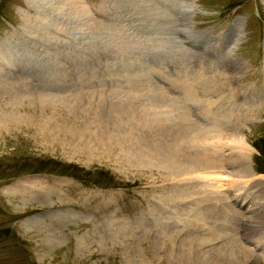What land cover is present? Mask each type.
I'll list each match as a JSON object with an SVG mask.
<instances>
[{"label":"rangeland","instance_id":"1","mask_svg":"<svg viewBox=\"0 0 264 264\" xmlns=\"http://www.w3.org/2000/svg\"><path fill=\"white\" fill-rule=\"evenodd\" d=\"M134 1L83 0L86 4L84 6L82 0H0V113L16 112L24 117L31 114L42 118L44 116V119L51 122L48 128L52 127L47 131L51 132L49 136L52 134L57 139L53 143L47 137L44 143L41 140L42 134L25 121L16 126L12 121L6 128H0V264H239L245 258L237 255L238 249L232 237V232H236L235 223L239 220V213L236 211L231 214L230 222L228 219L218 218V215L215 217V212L210 213L215 221L210 220L205 229L220 226L218 235H225L228 241L224 245H220L219 240H207V244L205 241L202 244L206 246L203 249L207 252L204 256L199 255L194 262L188 248L192 239V225L168 223L169 218L160 219V216L166 214H159L160 210L156 209L159 206V197H165L173 189V185L187 179L195 180L196 184L192 187L193 191L183 199L189 201L191 196L192 202L200 201L207 206L208 201L216 203L217 192L221 194L219 180L225 174L220 171L221 164L218 159L215 158L219 171L211 172L207 165L204 166V162L196 169L193 165H188L189 158L182 156V165L187 170L181 169L176 176H172L169 172L171 169L168 171L163 166L157 168L159 161L150 163L149 168L147 165L137 168L139 165L136 160H120L115 155L110 156L99 151L85 152L74 146L77 140L71 139V135L84 142L81 136L84 114H81V110L92 112V118L88 120L90 124L97 119L99 107L108 108L110 103L125 101V95L130 97L146 86L145 84L131 91L127 89L126 78L133 85L142 83L139 75H146V78L149 76L148 80L152 75V79L156 78L162 84L164 82L160 86L169 87V79L174 78V75L183 76L178 72L174 74L172 71L175 69L183 68L185 74L190 70V77L185 78L192 83L194 73L209 76L210 68H219L215 60L203 57L199 58L201 69L194 72L192 64L183 66L180 62L176 63L175 58L179 60V57H175L173 52L181 47L175 48L168 43L178 32V29H171L172 25L178 27L180 21L183 23L182 28L186 34L178 38V42L188 41L184 39L186 35L189 40L200 41L210 48L217 43L224 31L225 35L215 52L219 56L217 60L222 59L230 64L233 60L232 73L239 72V87L246 91L248 88L253 90L245 95L242 92L241 102H235L230 97V103L239 108L235 112L225 99L230 85L221 80L225 85L214 99V110L210 113L214 118L209 115L206 118L198 116L204 117V121L195 125L187 118L174 117L162 124H177L182 129L181 132H187L194 138V144L200 145L204 150L209 149L215 156L218 154L217 157L221 156L219 151L227 143L226 155L232 167L228 186L234 185L235 187H229L240 196L243 191L242 194L251 196L252 192L244 190L245 184L254 193L255 185L250 184L256 182L264 186V99L260 100L257 108L261 111L259 113L242 104L253 105L249 98L259 97V93L262 94L259 98H264V0H187L192 5L189 16L184 12L182 19L179 20L180 15L179 18L176 16V22L170 24L169 20L175 18L178 3L183 0H156L160 6L156 11L145 8L142 4L134 9L131 5ZM47 2L51 3L50 6L46 5ZM137 2L143 3L142 0ZM86 8L90 16L87 15ZM47 10L51 15L53 13L57 16V21L60 22L58 32L63 37L58 43L52 42L50 49L44 46L38 48L29 43L31 40L27 41L36 31H41L37 22L46 19ZM117 16L133 17L131 20L135 24L131 25L127 19L122 22ZM237 19H241L238 21L239 25L237 24L238 30L236 27L231 30V25ZM75 23L80 27L73 28L70 35L63 31L72 28ZM94 36L100 38L93 42ZM234 36L239 42L237 45L234 43V50L225 57L224 54L228 55L225 51L232 47ZM80 37L84 38L79 39ZM6 41L12 46L22 48L23 52L16 49L13 57L11 54L7 55L9 52L2 45ZM54 44L59 45V48H55ZM90 52H97L98 57H90ZM13 59H18L15 64L19 67L18 70L13 65ZM88 60H93V63L86 65ZM158 60L161 62H154ZM33 62L37 63L36 71ZM25 65L31 68L26 69ZM157 71L161 75L156 76ZM179 86L181 93L185 85ZM149 89L156 94V88L152 84ZM96 90L105 91V95L98 96L93 92ZM77 92L79 93L76 94ZM165 92L168 98L179 97ZM40 93L45 98H61L63 101L58 103V107L41 105L38 110L29 103L28 98L29 94L36 96ZM183 93L187 94L185 91ZM207 93L203 96L211 97L214 94L209 87ZM95 95L98 98L92 105L90 103L93 100L80 102L78 99L77 104L72 100L73 97L92 98ZM220 95L223 97H219ZM154 96L150 97L155 99L152 103L157 102ZM144 98L148 99L146 95ZM192 98L194 97L191 96V101L187 99L192 104V110L205 105L204 102L200 104L199 100L192 101ZM136 100L146 112L156 109L166 111L158 102V106L148 108L143 106L142 100ZM253 100H257L254 105L258 104L257 98ZM203 105L202 109L206 108L207 112L212 107ZM224 109L227 114L222 113L223 117L217 114ZM192 110L190 109V113ZM210 119L216 121L212 123L215 128L206 127L211 124ZM142 120L146 122L147 118ZM230 123L234 133L232 137L229 136L231 128H225ZM120 130L124 133L126 127L121 126ZM202 133L203 135H199ZM202 137H210L212 147H207L202 142L203 139L200 141ZM171 140L172 137L167 138L168 142ZM85 143H89V139ZM244 146L248 152L244 158H238L239 149ZM142 148L145 149L143 145ZM197 157L194 159H198ZM197 163L198 161L194 163L195 167ZM251 166L256 170L257 179L246 176L249 172L254 175ZM255 194L252 199L256 200L252 202L248 209L250 211L241 222L247 234H252V229L257 227L254 229L255 237L253 235L250 239L255 244H260L258 235L261 232V239H264V219H260L264 218V196ZM198 215L200 218L201 214ZM222 225L225 227L221 229ZM183 231L189 236L181 244L184 236L181 237L180 234ZM219 246H223L224 250H220ZM215 249L217 250L213 252ZM240 249L246 255L250 254L246 248ZM246 258L240 264H247ZM233 259L235 262H232ZM252 264H264V258L257 259Z\"/></svg>","mask_w":264,"mask_h":264},{"label":"bare ground","instance_id":"2","mask_svg":"<svg viewBox=\"0 0 264 264\" xmlns=\"http://www.w3.org/2000/svg\"><path fill=\"white\" fill-rule=\"evenodd\" d=\"M39 1L40 0H38V2ZM142 1H143V3H141V2L138 3L137 0H135L133 3H131V5L135 9V8H137L138 5L142 4V6H144L145 8H148V9H150L152 11H156L160 7L159 3L156 0H146L145 2H144V0H142ZM82 2H83V0H82ZM50 4H51L50 2H47L46 5L50 6ZM84 6H86L85 3H84ZM184 8H185L184 12L186 13L187 16H189L188 12H189L190 9H192V5L189 4L187 2V0L180 1L178 3L177 9L175 10V14H176L175 18L173 20L172 19L169 20V24L171 22L172 23L176 22V18H177L176 16H178V18H179V15H180L181 17L179 18V20L182 19V16H184V12H182V10ZM86 10H87V8H86ZM87 12H88V10L86 11V13ZM49 15L51 16L50 18H49ZM87 15H89V14L87 13ZM117 17L120 18L122 22H124V19H127V20H130V24L131 25L135 24V22H133L131 20V19H134L133 17H130V18H126V17L123 18L121 16H117ZM240 20L241 19L235 20L234 24L231 25L230 29L233 30L236 27L237 30H238V25H239L238 21H240ZM37 24H39L41 26V31H36L34 35H32V36L27 38L28 42H29V40H31V42H29L30 44L33 43V45L37 46L38 48H41L42 46H44L46 49H50V45L52 44V42L58 43V41L60 39H63L62 34L58 32V26H59L60 22L57 21V16H55L53 13L51 15L50 11L47 10L46 19L43 22H37ZM32 25L33 24H31V26ZM79 27H80V25L75 23V24H73L72 28H66L63 31L66 34L70 35L74 31V29H78ZM171 29H173L174 31H177L178 27H174L172 25ZM190 31H192V30H190ZM105 34H103V35H105ZM224 35L225 34L220 35L219 39L217 40V43H214V46L211 47V49H213L214 52L218 51V43L220 42L221 38L224 37ZM96 36L93 37L94 38L93 42H94V40H97V38H100V37H96ZM100 36H101V34H100ZM58 37H60V38L58 39ZM182 37H184V34H183ZM182 37H180V38H182ZM235 37L236 36H234V41L231 42L232 47L228 48V50L225 51V53L228 52V55L224 54L225 57H228L229 53L234 50V47H233L234 43L236 44V43L239 42L237 39H235ZM81 38H84V37H80L79 39H81ZM178 38H179V36H178V34L176 32V36L174 34V36L172 37L171 41L168 42V43L172 44L175 48H180L181 47V49H182L183 45L180 42H178ZM189 38H190V36H189ZM184 39L189 41V39H188V37L186 35H185ZM79 43H81V41ZM2 45L5 46L7 52H9V53H7V55L11 54L12 57H13L14 52L16 51V49H19V47L15 46V45L12 46L9 43H7V41L3 42ZM54 45H55V48H59V45H57V44H54ZM180 50H175L173 52L174 53L173 55L174 56L175 55L179 56V51ZM18 51L23 52V49L21 48ZM89 55H90V57H96V56L98 57V53L97 52H95V53L94 52H90ZM87 58H88V56H87ZM175 59L177 60L176 63L180 62L181 64H183V66L184 65H188V64H192V68H193L192 72L198 71V70L201 69L200 66H199V62H200L199 60L200 59H198V60H195V59L191 60L190 59L188 62H182V61L178 60L177 58H175ZM232 61L233 60H231V65L234 63V61L233 62ZM84 62H85V60H84ZM154 62L155 63H159L161 61L158 60V61H154ZM203 62L204 63H209L207 61H203ZM16 63H18V59H13V65H15ZM92 63H93V60H88V62L85 63V64L87 65V64H92ZM167 63H168V60H167ZM33 64H34V70L36 71V69H38V67L36 68V66H35V65H37V63L33 62ZM27 65H29V64H27ZM27 65H25L24 67H26V69H30L31 66H32V61H31V66L30 67L27 66ZM173 65H176V64H173ZM15 67H17V70H18L19 67L17 65H15ZM148 68L151 69V67H148ZM168 69L171 70V68H168ZM220 69H221V67H219L216 70H213V69L210 68L209 76L202 75L199 72H198V74H200V75L198 76V74H196L197 73L196 72V73H194L192 75V83H189L190 81L187 78H185V77L186 76L190 77V73H191L190 70H189L188 73L186 72V74H185L183 68H178V69H175V70L178 72V74H182L183 76L174 75L175 76L174 77V76H172L173 75L172 74L171 76L174 77V78L169 79V80H171V84L170 85H176V86L177 85H181V86L185 85V88L183 89L182 92L185 91L188 95L193 96L194 98H192L193 99L192 101L199 100L200 104H202L201 102H204V104L207 107L208 104L205 102V101H207L206 98L201 99V98H196V97L197 96L204 97L206 94H208L207 93V87H208L207 85L211 81V80H209L211 77H213L216 80H218V72H220V75L221 74L225 75L223 73V71L220 70ZM222 69H223V67H222ZM39 72H41V71H39ZM39 72H37V73H39ZM146 72H147V70H146ZM157 74L161 75V73L159 71L156 72V76H157ZM195 75H197L196 78H194ZM138 77L140 78L142 83H138V82L136 83L135 82L136 84H133V85L129 84L128 83V78H126V83L128 84L127 85L128 86L127 89H130L131 91H135V90H137V89H135L136 87H141V86H143L145 84H146V86H144L143 88H140L142 90L139 89L138 91H135L136 93H134V95H132L130 97L129 96L125 97L126 95L124 94L125 95L124 96L125 101H118L116 103H110V107H108V108L106 106L99 107L100 110L98 111L97 119L94 122H92L90 124L88 123V120L92 118V114H91L92 112L90 110H81L82 111L81 114H84V117L82 116L83 119H84V125H82L83 129H82V132H81V136L84 138L83 139L84 142L79 140V139H77L75 135H71V139L73 138V139L77 140L76 142H74V144H75L74 146L80 148L81 150L83 149V151L88 152V153H93L95 151H97V152L99 151V152H102V153H106V155H110V156H112V155L114 156L115 155L114 157H117L120 160H124V159L126 161H129L131 159H132V161L136 160V161H138V164H137V162L135 164L139 165L137 168H140V167L144 168L145 165H147V167L149 168V164L150 163H152L154 161H159V164H158L157 168L163 166L168 171H169V169H171L169 172H170V174L172 176H176L180 172L181 169L184 170V171L187 170V168H184L185 167V166H183L184 164L182 165V162H184V161H182L183 160L182 156H185L186 159L189 158L190 161H189L188 165L189 166L193 165V167L196 168V169H199L200 163L204 162L205 163L204 166L207 165V169L208 170L211 169V172L219 171L220 166H219V168L216 166V160H215V158H216V156L218 154L215 156L213 153H211L209 151V149L208 150H204L203 147H201L200 145L194 144V138L190 137L187 132H181L182 129L178 128L177 124H175V125H172L173 123H164L165 125L162 124L164 121H167V122L171 121L174 117H175V119H180V118L185 119V118H187L188 120H190L189 117H187L184 114L180 113L182 111L179 108L182 105H181V102H180V105H179V102H177V101H179L177 99L178 97L175 95L176 96L175 98H168L167 95H166L167 92H165V91H167L168 86L167 87L166 86H164V87L157 86V84H156L157 83L156 82L157 79L156 78L152 79V75H150V80H148L149 76L146 78V75L145 76L139 75ZM167 79H168V77H167ZM133 80H135V79H133ZM216 80H214V82L216 84L215 85L216 87L214 88L212 93L217 92L218 91V86H220V85H217L218 83H216ZM0 81H2L1 77H0ZM202 83L205 86H203ZM151 84L156 88V94L150 92L149 86ZM163 84H164V82H163ZM193 86H195V88H197L196 92L194 91ZM93 92H96L98 96L105 95V91L96 90V91H93ZM157 92H158V94H157ZM78 93L79 92H77L76 94H78ZM137 93L139 94L138 96L135 95ZM97 95L93 96L92 98H74L73 97L72 100L74 101L75 104H77V100L78 99H80L79 100L80 102H83L85 100H90V102H91V100H93V102L90 103V105H92V103H94L97 100V98H98ZM145 95H146V97H148V99L144 98ZM153 95H155L154 97L156 98L157 102L161 105V107L163 109H166V111H162V109H156V110H154L152 112H146L143 107H140L138 105L136 98H139V100H142L143 106H148V108H153V105L158 106L157 102L156 103H152V101L155 100V99L154 98H150V97H153ZM29 96H30L28 98L29 103L32 106L33 105L36 106V109H38V110L40 109L41 105H43V106H45V105H53L55 107H58V105H59L58 103L59 102L62 103V101H63V100H61V98H51V99L45 98V95L41 94V93L36 95V96H34L33 94H29ZM180 96H181L180 101L187 102V98L186 97H184L182 94ZM41 97H43V98H41ZM163 97H166L165 98L166 100ZM108 99L111 100L110 98H108ZM150 99H152V100H150ZM200 99H201V101H200ZM249 99H250L249 100L250 103L253 104V105L257 101V100H253V98H249ZM17 100H18V98H17ZM105 100L108 101L107 99H105ZM209 101H211V100H209ZM166 102H168V103H166ZM194 104L195 103H193V105ZM99 105L100 104H98V106ZM205 105H203V107ZM233 105H235V104L233 103ZM12 107H13V105H12ZM129 107H132V108L128 109ZM54 109H56V108H54ZM177 109H179L180 111L177 110ZM131 110H133V111H131ZM111 112H113V114ZM208 112H210V111L208 110ZM208 112H207L206 108H203L202 111H201V114L206 118L207 115H209ZM225 112L226 111L224 110L223 113H225ZM229 113H231V112H229ZM234 115H235V113H234ZM164 117H166V118H164ZM145 118H147L146 122H144V120H142V119H145ZM36 120H38L37 122H40V123L37 124V122H35ZM12 121L14 122V126H16V124L20 125V122H22V121H25L26 123H29V125H31V127L36 128L38 133L40 132L42 134L41 135L42 136L41 140L44 143H45V140H47V137L50 138V140L52 139V142L55 143L54 142L55 139L53 138V135L51 134V136H49V133H51V132H47L52 127L51 126L50 128H48V125H50L51 122H50L49 119H44V116L42 118L41 116H35L34 114H31V115H28V116L24 117L22 115H19L16 112H13V114L12 113H5V114H1L0 113V128H2V127L6 128L8 126V123L9 122L12 123ZM33 122H35V123H33ZM194 124L196 125L197 123L194 122ZM25 125H28V124H25ZM121 126H125L126 127V130H124L125 131L124 133H122L123 131L121 132V130H120ZM206 127L215 128V126L212 123L207 125ZM206 127H204V128L206 129ZM111 128H113V129H111ZM203 133H205V132H203ZM203 133L199 134V135H203ZM195 134H197V133H195ZM220 134H222V133L220 132ZM207 135L208 134H206V136ZM168 137H172L171 142L167 141ZM87 139H89V143H85V141ZM202 139H203L202 142L205 143V145L207 147L208 146L212 147L211 146L210 137H208V138H203L202 137V138H200V141ZM55 141H57V139ZM176 141L178 143V147H176L177 146ZM47 142H50V141H47ZM239 142H241V141H239ZM142 145L144 146L145 149L142 148ZM135 149H137V150H135ZM216 151H218V150H216ZM247 152H248V150L245 148V146H244V148L239 149L238 158H242V156L244 158V156H246ZM195 157H197L198 159L195 160L194 159ZM186 159H184V160H186ZM196 161H198L197 167H195V164H194ZM219 162H220V160H219ZM213 164H214V166H213ZM141 165H144V166H141ZM167 176L168 175L166 174V177ZM246 176L247 177H253L255 175L252 176V175H250V172H249ZM221 179H222V177L220 178L219 182L221 181ZM187 181L191 182V179H187ZM247 184H249V183H247ZM19 185H22V184H19ZM250 185H255V189L257 188V185L254 184V182L252 184H250ZM229 186L235 187L232 184H230ZM245 187L248 188V186L246 184L244 185V188ZM240 190H241V188H240ZM217 191H218V189H217ZM242 191H243V189H242ZM247 192L250 193L249 190H247ZM207 194H208V192H207ZM245 194H247V193H245ZM216 196H217V199H216L217 202L215 203V201H212V205H210V204L208 206L206 205L207 208L209 210H211V211H214L213 209H215V205L217 203H220L218 205L217 212L215 211V213H213V214L215 215V217L218 215V218L220 217L222 220H227L228 219V222H230L231 220H229V218L231 217L232 213L235 214V211H233L231 208L227 207L228 206L227 204H224L223 196L219 192H217ZM241 197H242V195H241ZM189 198H191V196H189ZM197 216L199 217L198 214H197ZM260 219L262 220L264 218L261 217ZM213 221H215V219ZM222 226L225 227V225H222ZM219 228H220V226L217 228V231L214 230V229H211L209 234H208V237L214 236L217 233L218 237H222L225 240V242L222 243V245H224V244L227 243L228 240L225 238V235L224 236L218 235V233H219L218 229ZM208 229H210V228H208ZM232 233H234V232H232ZM261 236H262V232H261L260 235H258V240H260V243L264 242V239H261ZM207 243L208 242L206 241V244ZM210 243H211V241H210ZM185 245L187 246V244H185ZM237 249H238V253H239L237 255H241V257H243V255H244L243 249H240L238 247H237ZM261 252H263V250H261ZM187 253H186V257H188ZM198 255H200V253H198ZM198 255L194 254V256H193L194 262H195V260H197ZM232 262H235L234 259L232 260Z\"/></svg>","mask_w":264,"mask_h":264}]
</instances>
